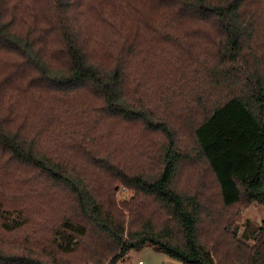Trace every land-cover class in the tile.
I'll return each instance as SVG.
<instances>
[{"label":"trees","instance_id":"trees-1","mask_svg":"<svg viewBox=\"0 0 264 264\" xmlns=\"http://www.w3.org/2000/svg\"><path fill=\"white\" fill-rule=\"evenodd\" d=\"M245 1L0 0V264H117L147 245L183 264H264V33ZM158 54L206 82L183 92L198 107L184 128L196 159L141 100L135 70ZM57 109L46 128L66 133L68 113L82 112L89 142L74 147L85 168L29 138L38 114ZM121 125L161 138L155 172L123 164ZM23 168L55 192L48 216L9 202L8 178ZM118 186L129 200L116 201ZM254 203L263 218L240 231Z\"/></svg>","mask_w":264,"mask_h":264},{"label":"rangeland","instance_id":"rangeland-1","mask_svg":"<svg viewBox=\"0 0 264 264\" xmlns=\"http://www.w3.org/2000/svg\"><path fill=\"white\" fill-rule=\"evenodd\" d=\"M243 9L254 17V32L255 36L261 38L264 33V0H246L244 2ZM159 62L151 61L146 65H141L135 70V74L144 82V89L141 100L151 101L153 107L161 112L163 115H167L171 122L179 130L178 150L190 152L195 159L197 155L194 151L191 138L187 135L184 128L188 129L192 120L196 115L194 112L198 109L196 104L191 103L189 95H183V92L196 89L200 85L205 87L201 74L185 73L186 78L183 79V75L177 71L175 67L169 66L167 57L163 54H158ZM172 58V55H169ZM199 84V85H198ZM60 112L58 109L52 113H40L36 117L33 126H35L29 133V138L37 144L39 149L44 153L56 155L61 161H65L68 167L85 168V159L78 153L74 144L82 146L88 144L87 138L90 130L86 129L85 123H82L81 128L76 127V124L80 123L82 112L71 113L69 111V117L65 118L66 128H70L71 133L64 131L47 129L46 122H50L56 113ZM47 122V123H48ZM69 125V126H68ZM128 133L130 144L125 143V147L119 145V138L115 137L118 149L121 151L120 158L124 165L128 168H135L138 172L153 173L156 171L157 166L161 163V145L163 141L161 138L153 140H143L133 134V132L121 125ZM67 134V135H66ZM66 135V136H65ZM101 134L95 136L96 142L93 147H98V137ZM200 168L203 176L205 177V171ZM94 171L87 167V177L89 181H86L91 185L90 181ZM8 176V175H6ZM7 195L12 200H15L19 205L24 206L27 212H33L32 216L45 217L54 211L53 201L49 200L55 194L51 189L44 187L36 180H40L33 175V172L27 168L16 170L14 174L8 178ZM7 179V180H8ZM1 180V176H0ZM30 180H33L29 183ZM207 180H202L203 187L205 188ZM11 184V186H10ZM30 184V185H29ZM207 194H209L207 192ZM49 196V199H48ZM132 193L122 186H118L116 189L115 197L118 203L129 200ZM49 200V203L47 202ZM11 205V203H10ZM63 209H60V213ZM263 218V208L259 204H252L243 213L242 221L240 224V231L245 227L243 224L249 221L251 224H259ZM244 222V223H243ZM206 220L204 225L203 235L206 236ZM30 232L27 228L25 233ZM215 261V260H214ZM216 262V261H215ZM117 264H183L177 260H174L160 251L155 250L152 246H144L139 250H131L128 254L121 259ZM217 264V263H216Z\"/></svg>","mask_w":264,"mask_h":264}]
</instances>
